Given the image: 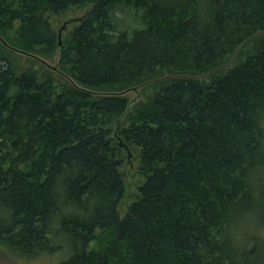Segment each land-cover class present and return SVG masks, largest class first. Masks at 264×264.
I'll list each match as a JSON object with an SVG mask.
<instances>
[{
	"label": "trees",
	"instance_id": "16d2710c",
	"mask_svg": "<svg viewBox=\"0 0 264 264\" xmlns=\"http://www.w3.org/2000/svg\"><path fill=\"white\" fill-rule=\"evenodd\" d=\"M87 4L58 44L50 13ZM0 37L4 252L253 264L264 248L253 222L264 225V0H0ZM10 47L57 52L55 68L29 55L47 68L18 71ZM133 87L144 100L126 112ZM125 147L140 176L127 204Z\"/></svg>",
	"mask_w": 264,
	"mask_h": 264
},
{
	"label": "rangeland",
	"instance_id": "374dc122",
	"mask_svg": "<svg viewBox=\"0 0 264 264\" xmlns=\"http://www.w3.org/2000/svg\"><path fill=\"white\" fill-rule=\"evenodd\" d=\"M90 6H91L90 4L83 5V6H70L66 10L61 11L59 13H50L49 19H50L51 25L54 28V30L57 32V34L60 31V40L66 37L68 30L73 25V21L77 17L84 14L87 11V9H89ZM64 22H66L65 26H63ZM28 56L29 55L19 53V55L13 57L14 66L18 71H21L30 66L38 67L41 71L47 68L44 65H40L41 64L40 62H32V60H30L29 59L30 57ZM41 58L44 60V62H46V65L48 64L49 66H54L58 59V53L55 52L51 56H46V57H41ZM234 63L235 61L233 60V57H232L231 59L229 58V60L224 65L220 66L219 68L226 69L227 67L233 65ZM201 77L205 78L206 76L203 75ZM138 91H139L138 89L133 87V88L126 90L123 93L127 96L130 102L129 108L126 112L130 110L131 103L138 101V100H144V96L140 94ZM125 152L127 153V156L122 161V169L125 175V182L128 185V190H127V196L125 199H123V202L127 204L131 199L130 194L134 190L133 185L137 181L140 180V176L136 172V159H135L134 151L133 150L128 151L127 147H125ZM261 200L263 201L264 198H262ZM125 204L122 205L121 211L125 209L123 208V207H126ZM256 221L258 224L257 226H259L257 229V232L264 238V233L262 229L263 226L261 227V225H259V220L257 219L253 220L254 223H256ZM262 247H264V245ZM60 258H63V254H61ZM60 258L58 254L38 255L36 257L23 258L20 256H16L15 254L4 252L0 248V264H55L57 260H59ZM252 263L253 264H264V248H261V250L258 253H256Z\"/></svg>",
	"mask_w": 264,
	"mask_h": 264
},
{
	"label": "water",
	"instance_id": "95a60500",
	"mask_svg": "<svg viewBox=\"0 0 264 264\" xmlns=\"http://www.w3.org/2000/svg\"><path fill=\"white\" fill-rule=\"evenodd\" d=\"M66 25V22H64L63 23V26H65ZM0 41L3 43V44H5L6 46H8V44L0 37ZM58 44H61V40H60V31L58 32ZM10 48H12L13 50H15V51H18V52H21V53H24V52H22L21 50H19V49H15V48H13V47H10ZM24 54H28V53H24ZM28 55H31V56H33V57H37V56H35V55H33V54H28ZM39 60H41L42 62H44V60L42 59V58H40V57H37ZM45 64H46V62H44ZM48 65V64H47ZM49 66V65H48ZM50 67V66H49ZM52 68H55V66H51ZM126 91V90H125ZM125 91H123V92H121V94H123ZM263 233H264V225H263Z\"/></svg>",
	"mask_w": 264,
	"mask_h": 264
},
{
	"label": "bare ground",
	"instance_id": "6f19581e",
	"mask_svg": "<svg viewBox=\"0 0 264 264\" xmlns=\"http://www.w3.org/2000/svg\"><path fill=\"white\" fill-rule=\"evenodd\" d=\"M223 254H224V253H223ZM223 254H222V255H223Z\"/></svg>",
	"mask_w": 264,
	"mask_h": 264
}]
</instances>
